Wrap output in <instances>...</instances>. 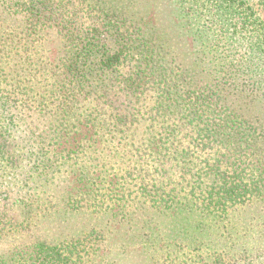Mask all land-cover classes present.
I'll return each mask as SVG.
<instances>
[{
    "label": "trees",
    "instance_id": "trees-1",
    "mask_svg": "<svg viewBox=\"0 0 264 264\" xmlns=\"http://www.w3.org/2000/svg\"><path fill=\"white\" fill-rule=\"evenodd\" d=\"M264 0H0V264H264Z\"/></svg>",
    "mask_w": 264,
    "mask_h": 264
},
{
    "label": "rangeland",
    "instance_id": "rangeland-1",
    "mask_svg": "<svg viewBox=\"0 0 264 264\" xmlns=\"http://www.w3.org/2000/svg\"><path fill=\"white\" fill-rule=\"evenodd\" d=\"M259 12L261 13L262 17L264 18V2L259 3Z\"/></svg>",
    "mask_w": 264,
    "mask_h": 264
}]
</instances>
